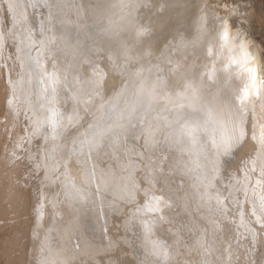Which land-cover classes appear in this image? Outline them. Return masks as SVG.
Listing matches in <instances>:
<instances>
[{"label": "rangeland", "instance_id": "rangeland-1", "mask_svg": "<svg viewBox=\"0 0 264 264\" xmlns=\"http://www.w3.org/2000/svg\"><path fill=\"white\" fill-rule=\"evenodd\" d=\"M16 1L18 10H22H20V14L23 17L20 18H24L23 22L10 9L8 0H0V186L3 185V182L6 183L8 178L10 179L8 177L10 173L18 172L16 175L20 180H16V182L11 180L10 185L16 183L22 192V197L18 200L20 202L17 206L18 210L16 209L17 203L14 200L9 201V203L3 202L4 200L0 201V264L35 263L33 261L36 256L35 249L41 241L38 233L43 232V237L47 235L45 220H43L46 214L43 195L49 197L47 200L49 217L53 213L50 199L53 197L52 194L56 195V192L58 193L54 180L55 175L58 174L59 177V173L67 174L68 167L72 168L74 165L73 157L78 159V164L89 177L88 184L84 185L87 189H85L86 193L89 191L88 188H93L91 186L92 175L94 176L95 172L101 175L99 176L100 180H98L99 185L97 186L95 182L94 187H96V192L100 189L101 195L104 197L99 196L97 192L99 200L96 201L100 203L99 210L103 209L104 206L106 210L110 208V220L106 221L107 231H105L108 244L103 247L105 245L102 243L101 248L96 247L94 249L97 256L104 253L102 259L108 257L107 259L113 264H126V262L127 264H153L154 261L155 264H174L177 260L180 261V264H184L182 260H179L182 257V252L194 250L198 246L197 241L201 239L203 234L199 231H189V228L195 227V225L189 221L188 215L181 206L179 197L183 195V191L177 192V196L175 194L172 197L176 203L173 208L168 209L166 212L167 216L168 214L171 216H168L170 223L157 230V235L170 246V259L167 262L162 257H154L150 248L146 246L142 226L137 220L133 219L127 229L124 226L125 221L135 213L136 205L126 203L120 199L118 192L123 193L126 191L131 187L134 180H139L140 185L144 186L145 169L143 161H140L138 157L126 154L120 145H134L136 151H144L142 147L144 141L141 137V120L138 118L133 121L131 128L126 131L120 130L119 127L115 126L114 118L109 119L103 114L98 98H95V103H90L91 98H88V94H84V99L81 101L82 98L79 93L78 98L71 99L73 93L71 92L70 76L67 81L64 80L66 83L58 85L59 88H62V91L64 89L69 94L68 99L70 101L68 100V105L70 104V107H72V109H68L67 103L64 102L67 110L64 111V114L67 113L66 120H64V117L62 119L58 112L57 117L58 119L60 117L61 120H58L54 113L53 116L56 120L52 119V113L48 115L45 112L46 110H43L42 113L40 109H37L36 106L39 100L37 98V87L39 86L42 89V83L33 80L35 92L28 87L27 92L24 91L26 86L23 79L24 77L27 78V84L31 85L32 75L31 70L28 73L24 72L21 65L24 63L27 67H30L28 57L29 55L36 56L37 52L30 49L29 54H27L26 49L23 46L21 47V40L19 39L28 38L27 32L38 28L41 16H38L40 14L36 15V12L46 15L47 10L37 8L32 12L27 5L25 8L22 0ZM50 2L55 3V0H50ZM123 2L124 0H77V3L82 6L79 19L80 31L77 32L73 28L66 39L72 44L80 41L84 50H88L93 46L100 47L103 49L102 57L112 56L121 65L131 58L130 67L133 69L143 67L145 72L152 65L160 63L162 53L170 57L174 64L178 62L182 68L195 66V69L199 71L213 62V57L208 54V50L219 46L218 32L222 21L227 20L232 32L238 34L237 43L240 39H243L248 44L252 54H258L259 66L264 75V0H130L129 7L122 8ZM34 15L38 20L33 18ZM121 17L124 19H121ZM70 19L75 20V15L70 14ZM109 20L114 21L115 24L110 26ZM26 22L32 27H28ZM16 23H20L23 27L24 32L22 34ZM141 29L146 30V34L143 36L138 35ZM37 36H39L38 31ZM178 45L182 46L178 47ZM20 59L23 61L20 62ZM44 59L47 60L48 69L52 70L54 63L64 65L72 57H65L62 52L54 50L52 54ZM167 66L166 63L161 64V67L165 69H167ZM35 69H33L34 72ZM37 70L39 69L37 68ZM113 75L115 77L114 82L110 87L107 86L106 96L112 95L113 85L118 86L120 84V75L118 73ZM153 75H155V72H153ZM21 81L22 84H20ZM44 81L48 87V81L44 79L43 83ZM49 92L52 93L50 96L51 101H49L51 106L53 105L52 108H49V111H51L55 108L54 105L57 104L56 100L59 97H55L56 92L52 87ZM24 95L28 97L25 99ZM43 98L46 97L43 95ZM9 100H12V105L8 103ZM29 100L33 110L27 108ZM75 107L77 108L75 109ZM74 110H77V112L73 113ZM71 113L74 114L73 118H71V115L68 116ZM82 113H85L84 116ZM249 114L248 116L251 118L248 117L247 127L248 131L252 133L254 115L251 112ZM39 117L43 118V123H40L41 119L39 120ZM77 117L80 120L77 121ZM49 118L50 121H48ZM57 120L62 124V128L55 127L54 130H51V126H54ZM56 129H58L57 132ZM100 130L102 134H100ZM53 131L56 133L55 135ZM107 131L110 134H107L109 133ZM97 134L102 136L101 140ZM104 134H106V137ZM47 136H49V141ZM86 136L89 137V140L97 136L96 140L99 141H97L95 148L90 150L92 151V157H87V152L82 151L80 145L86 143ZM116 136L119 143H117ZM60 144L62 146L58 147ZM44 149L46 152H50L49 155L53 164L57 165V162L61 161V166L57 167L59 172L56 171L51 160L48 161L49 156L46 161L43 159ZM63 150L66 152L64 153ZM137 164L140 167H137ZM224 174H227V171ZM93 179L95 180V178ZM218 181L219 185L221 181ZM220 185L222 186V183ZM110 190H113L112 202L110 195H107ZM104 192L105 194H103ZM100 198H102V201ZM142 199L143 197L140 198L139 203H143ZM110 205L117 210L114 211ZM95 206L94 202L93 207ZM200 223L203 225V222ZM229 225L231 224H228V227L226 226V233L232 231V227ZM120 226L121 243L118 240L119 233H116V229ZM176 234L179 236H176ZM208 237L207 249L209 251L205 247H202V250H205L207 257H209L206 260L209 262L212 260L210 264H248V261H251L250 264H255L253 255L251 256V252L248 250L249 246L247 243H243V239L242 242H238L239 244L233 242V245L238 244L237 246L240 248L243 246V250L236 246L233 255L229 253L226 259H222L221 251L218 248L215 249L219 241L215 242L216 238L213 239L210 233ZM241 237L243 238V236ZM46 239L47 236L44 241ZM235 241L238 240L235 239ZM257 245L260 248L264 244ZM118 248H122L121 253H119L120 249ZM41 251L42 249H39V253ZM98 251L99 253H97ZM117 253L119 256L123 254L121 256H124L123 261L117 257ZM40 255L42 254L40 253ZM186 255L189 256V253ZM48 256L46 254V258ZM230 256L233 257V260ZM191 264L196 263L192 262Z\"/></svg>", "mask_w": 264, "mask_h": 264}, {"label": "snow or ice", "instance_id": "snow-or-ice-1", "mask_svg": "<svg viewBox=\"0 0 264 264\" xmlns=\"http://www.w3.org/2000/svg\"><path fill=\"white\" fill-rule=\"evenodd\" d=\"M129 5L130 0H124L121 7ZM32 6L47 10L46 15L41 13L38 28L28 32L27 42L37 52L28 60L42 78L55 86L61 77L67 81L71 76L78 91L91 97L90 103L99 98L103 114L114 118L122 130L130 129L138 118L142 122L144 151L120 145L126 154L143 161L145 169L143 187L134 180L130 188L118 192L120 199L136 205L125 228L137 220L146 246L167 262L170 246L157 230L170 223L166 212L175 205L172 197L183 191L181 206L195 225L189 231L203 234L198 246L205 247L208 234L214 239L228 224L235 225L238 235L251 244H264V75L248 44L243 39L237 43L238 34L232 32L229 21L221 23L219 46L208 50L211 64L199 71L195 66L182 68L162 53L160 63L145 72L143 67H130L131 58L121 65L109 56L105 66L102 48L84 50L80 41L72 44L66 39L73 28L80 31L82 6L77 0H32ZM70 14L76 19H70ZM114 24L109 20L110 26ZM145 34V29L138 32ZM54 50L72 59L64 65L54 63L49 70L44 58ZM164 63L167 69L161 67ZM116 73L120 84L113 85L112 95L106 96L109 76ZM233 77L242 80L240 87H231ZM250 112L257 116L251 134L247 127ZM233 157L234 165L230 163ZM226 167L232 171L223 184ZM141 197L143 203H139Z\"/></svg>", "mask_w": 264, "mask_h": 264}, {"label": "bare ground", "instance_id": "bare-ground-1", "mask_svg": "<svg viewBox=\"0 0 264 264\" xmlns=\"http://www.w3.org/2000/svg\"><path fill=\"white\" fill-rule=\"evenodd\" d=\"M24 5H25V8H26V5L28 6L29 10H31L32 12L35 11V9L37 8H34L32 6V0H22ZM8 4L10 5V9H12L14 11V13L17 14V17H23L21 14H20V10H18V7H17V1L16 0H8ZM28 10V11H29ZM22 11V10H21ZM25 13V12H24ZM31 13V12H29ZM37 14H40L38 16H41V13L39 12H36V15ZM15 15V14H14ZM30 15V14H29ZM28 15V16H29ZM26 18V17H25ZM34 19H37L36 16L34 15L33 16ZM21 21L24 19V18H20ZM18 20V19H17ZM27 20V19H25ZM31 17H30V21H31ZM38 20V19H37ZM40 20V19H39ZM24 21V20H23ZM22 21V22H23ZM16 22H19V21H16ZM27 23V22H26ZM28 25V23L26 24ZM24 24V26H26ZM16 26H19L20 27V31H21V34L24 32L23 27H21L20 23H16ZM18 27V28H19ZM28 27H32L30 25H28ZM34 27V26H33ZM35 29V28H34ZM28 30V29H26ZM18 34V33H17ZM16 34V35H17ZM28 34V32H27ZM18 36V35H17ZM21 40L20 41V45L21 47L23 46L25 49H26V52L27 54H29L30 52V48L27 46V42H28V38L27 37H24V39H19ZM195 45V44H194ZM19 54V53H18ZM254 56H256L257 58V63L259 65V56L257 53L254 54ZM104 57V58H103ZM103 60H104V64L105 65H108V58L106 56H103ZM23 59V58H22ZM23 60L20 59V62H22ZM22 69L24 72H29V70H31V79H32V82H31V85L30 84H27L26 82V79L24 77L23 81L25 80V90L27 92L28 88H31L33 89L32 91L35 92V88L33 86V80L34 81H38L40 83H42V89L38 86L37 87V98L39 99L38 100V105L36 106L37 109H40L43 113V110H46L45 112L49 115V113H52V119L56 120L55 119V116L56 118L58 119L57 117V112L58 114L60 115V117L62 116V119L64 117V120H66L65 118L67 117L65 113L64 114V111L66 110L65 108V104L64 102L67 103V106H68V109H72V107H70V104L68 105V98H69V94L63 89V91L61 90L62 88H59L58 85H62L63 83H66L63 79V77L60 78V80L57 81V83L55 84V86H53L50 82H48V87L47 85L45 84L46 82L44 81L43 83V80L44 78H42L41 76V73H38L39 70H37V67L30 62V67H27L24 63H22ZM35 69V72L33 71V69ZM263 72H261L262 74ZM263 75V74H262ZM114 75H110L109 76V80L107 82V86L110 87V85H112V83L114 82ZM30 79V81H31ZM69 80H70V84H71V92L73 93L72 94V98H78L79 97V91H78V86L76 84L75 81H73V78L70 76L69 77ZM29 83V82H28ZM20 84H22V82H20ZM30 85V86H29ZM242 85V80L236 78V77H233L232 78V81H231V87H240ZM22 86V85H21ZM28 87V88H27ZM51 87L54 89V91L56 92V95L55 97L59 99H57V104L54 105L55 106V111H53L51 109V111H49V108L51 106V103L49 101L50 100V96L52 93L49 92V89L51 90ZM59 88V89H58ZM39 89H41L39 91ZM31 91V92H32ZM53 91V90H52ZM229 91L228 88L225 89V94H227ZM54 92V93H55ZM81 94V101H83L84 99V93H80ZM27 95H29V93H27ZM27 95H24L25 99L26 97H28ZM43 95L46 97L45 99L43 98ZM30 96V95H29ZM54 97V96H53ZM88 98H91L90 96ZM87 98V99H88ZM44 99V100H43ZM86 99V101H87ZM99 99V98H98ZM65 100V101H63ZM70 101V100H69ZM25 102V101H24ZM43 102H44V105H43ZM32 103V101H31ZM79 105V103H77ZM32 104H30V100L27 102V108L28 110H33V107H31ZM34 106V105H33ZM70 107V108H69ZM79 107V106H78ZM81 107V106H80ZM44 108V109H43ZM77 107H75L76 109ZM35 109V108H34ZM39 110V112H40ZM78 110V109H77ZM77 110L75 112H77ZM67 111V110H66ZM73 111V110H72ZM44 112V113H45ZM70 112V111H69ZM53 113L55 116H53ZM73 113L69 114L68 116H72L71 118H73ZM83 114V113H82ZM85 114V113H84ZM83 114V116H84ZM252 114V113H251ZM35 115V114H33ZM45 115V114H44ZM64 115V116H63ZM250 115V114H249ZM254 123L255 121L257 120V116L256 114H254ZM66 116V117H65ZM79 116V115H78ZM50 117V116H48ZM59 117V119H60ZM76 117V116H75ZM249 117V116H248ZM247 117V121L249 120ZM51 118V117H50ZM50 118L48 121H50ZM69 118V117H68ZM67 118V119H68ZM78 118V117H77ZM251 118V117H249ZM41 118L39 117V120ZM44 119H46L44 117ZM58 119V120H59ZM84 119V118H82ZM33 120H36V119H33ZM57 120V123H55L54 126H51V130H54L55 127H60L62 128V124L59 123ZM61 120V119H60ZM80 120L79 118L77 119V121ZM69 121V119H68ZM106 121V120H105ZM113 121V120H112ZM63 122V121H62ZM65 122V121H64ZM70 122H72L70 120ZM81 122V121H80ZM249 122V121H248ZM40 123H43V118L40 120ZM252 123V122H251ZM250 123V124H251ZM43 125V124H42ZM249 125V124H248ZM37 127V126H36ZM110 127V126H109ZM108 127V128H109ZM38 128V127H37ZM43 128V127H42ZM250 128V127H249ZM251 129V128H250ZM109 130V129H108ZM121 130V129H120ZM38 131V130H37ZM58 131V129H56V132ZM61 131V130H60ZM101 131V130H100ZM43 132V131H41ZM54 132V131H53ZM105 132V131H104ZM109 132V131H107ZM111 132V130H110ZM107 133V134H110ZM250 133V132H249ZM40 134V133H39ZM56 133L54 132V135ZM100 134H102V131L100 132ZM251 134V133H250ZM105 137H106V134H104ZM50 136V135H49ZM49 136H47V140L49 141ZM97 136L100 138V140L102 139V136L101 135H98ZM96 136V138H97ZM108 136V135H107ZM53 137V135H52ZM104 137V138H105ZM117 137V136H116ZM95 137H93L91 140H89V137L86 136V143H84L83 145L80 144L82 146V151L84 152H87V157H92V151H90L91 149L95 148V145L97 144V141ZM52 140V139H51ZM55 141V140H54ZM57 141V140H56ZM104 141V140H103ZM106 141V140H105ZM58 142V141H57ZM99 142V141H98ZM49 143V142H48ZM53 143V142H52ZM55 143V142H54ZM109 143V142H108ZM59 144V143H58ZM57 144V145H58ZM56 145V146H57ZM62 145L60 144L58 147H61ZM77 146V144H76ZM43 151V150H42ZM64 153L66 152L65 150H63ZM81 152V151H80ZM101 152V151H99ZM98 152V153H99ZM50 153V152H49ZM48 152H46V150L44 149V154H43V159L46 161L48 156H49V162L51 160V157L49 155ZM101 154V153H100ZM99 154V155H100ZM66 155V154H65ZM97 157V156H96ZM99 157V156H98ZM76 157H73V162H74V165L72 168L68 167V172L67 174L65 173L64 175L62 173H59V177H58V174L55 175V182H56V185H57V190H58V193L56 192V195H53L52 196V199H50V204L52 205L53 207V213H51L48 217V213H47V200L49 197H47V195H43V202H44V205H45V212L47 214V217H46V214H45V217L43 220H45V225H46V230H47V239L46 241H44V238L43 237V232H40L38 233V235H40V242H39V245L37 246V248L35 249V258L33 261H35L34 264H113L112 262H110L107 258L108 257H105L102 259V257L104 256V253L102 254L101 252V256H97L95 253H94V249L96 247L98 248H101V244L103 243L105 246L103 247H106L107 244H108V241L106 240L107 235L105 233V229H107V223L106 221L109 219V213H110V208L108 210H106V207L104 206L103 209L99 210V207H100V203H98L96 200H99L98 198V193H99V196H102L104 197L103 195H101V191L99 189V187H97V189H99V191L96 192V187H94V183L96 182L97 183V186L99 185V181L100 178L99 176L101 175H98V173H94V176L92 175V180L91 181V186L93 188H88L89 189V193L87 194L86 193V188H85V184L87 185L88 182V176L87 174L84 172L83 168L78 164V159H74ZM234 158V157H233ZM231 158V159H233ZM72 159V158H71ZM97 160V159H96ZM54 161V160H53ZM58 161V160H57ZM72 162V163H73ZM51 163H52V160H51ZM55 163V162H54ZM60 163V165H58ZM101 163V162H100ZM236 163V162H235ZM234 163V164H235ZM53 164V163H52ZM69 164V163H68ZM71 164V162H70ZM233 164V165H234ZM46 165V164H45ZM129 165V164H128ZM1 166V165H0ZM54 168L56 169L57 172H59V170H57L58 166H61V161L57 162V165L56 164H53ZM70 166V165H69ZM96 167V166H95ZM53 168V170H54ZM61 168V167H59ZM98 168V167H97ZM67 169V168H66ZM1 170V169H0ZM61 170V169H60ZM96 170V169H95ZM7 171V170H6ZM17 171V170H16ZM227 171V174H224L225 172ZM231 169L230 168H225V171H223V177H222V181H223V184H226L228 182V177L229 175L231 174ZM64 172V171H63ZM101 172V171H100ZM111 172V171H110ZM18 172H14L13 174L10 173V175L8 177H10V179L8 178L7 179V182H3V185L0 186V201L2 202V200H4L3 202H8L11 201V200H14L16 203V209H17V206L20 202H18V200L22 197V192L20 191V188L19 186H17V184H13V185H10L11 183V180H20L18 178V176L16 175ZM55 174V173H54ZM144 174V173H143ZM6 175V174H5ZM109 175V174H108ZM91 176V175H90ZM58 177V178H57ZM95 178V180L93 179ZM99 178V179H98ZM20 182V181H19ZM219 182V181H218ZM107 183V182H106ZM116 183V182H115ZM222 182H220L221 184ZM103 184V183H102ZM219 184V185H220ZM109 185V184H108ZM143 186V185H142ZM86 189V190H85ZM94 192V193H93ZM93 193V194H91ZM105 194V192L103 193ZM94 195V196H93ZM107 195L111 198V202H112V199H113V190H110L109 191V194L107 192ZM177 196V194H176ZM95 197V198H94ZM100 200L102 201V198H100ZM143 200V199H142ZM96 204L95 207H93V204ZM121 202V201H120ZM176 203V202H175ZM6 204V203H5ZM1 206V205H0ZM18 210V209H17ZM17 212V211H16ZM181 212V211H180ZM171 215H172V212L170 211ZM174 213V212H173ZM169 216V214H168ZM171 217V216H169ZM173 218V217H172ZM42 220V221H43ZM110 220V219H109ZM170 220V219H169ZM175 220V219H174ZM230 227H232V231L231 232H228L226 233V229L220 233L217 234V237H215V242L219 241L218 245H216L215 249L218 248L221 254V258L222 259H226L227 257V254L229 255H233V250H236V246L242 242L241 240L243 239V243H247V245L249 246V249L250 252H251V256L253 255V261H255V264H262V261H264V245H261L260 248H258L259 245H253L251 244L250 240L249 239H246V238H242L241 236L238 235V230L236 228L235 225H229ZM102 227V229H101ZM228 227V226H227ZM229 229V228H228ZM162 230V229H161ZM164 230V229H163ZM178 230V229H177ZM176 230V231H177ZM111 232V231H110ZM119 233V239L120 240V243H121V240H122V236H121V226L120 228H117L116 229V233ZM165 232V231H164ZM195 233V232H194ZM198 233V232H197ZM196 233V234H197ZM181 234V233H180ZM165 235V234H164ZM209 235V234H208ZM219 235V236H218ZM176 236H179L176 234ZM195 236V234H194ZM197 236V235H196ZM203 236V235H202ZM39 237V236H38ZM181 237V236H180ZM212 237V236H211ZM176 238V237H175ZM202 238V237H201ZM209 237H207L208 239ZM172 239V238H171ZM184 239V238H183ZM235 239H237L239 241H235ZM245 239V240H244ZM211 241V240H210ZM169 242V241H168ZM173 242V240H172ZM207 240H206V246L205 248L207 249ZM233 242H237L238 244L237 245H233ZM182 243V241H181ZM172 244V243H171ZM176 244V243H175ZM242 244V243H241ZM141 247V246H140ZM239 246H237L238 248ZM243 246H241V248L239 247V249H242ZM108 248V247H107ZM106 248V249H107ZM143 248V247H142ZM192 248V247H191ZM209 248V247H208ZM39 249L42 251L40 252L42 255H40L39 253ZM104 249V248H102ZM120 249V248H118ZM122 249V248H121ZM119 250V253H121L120 251L122 250ZM213 249V248H212ZM244 249V248H243ZM242 249V250H243ZM101 250V249H100ZM170 250V248H169ZM182 250V249H181ZM208 250V249H207ZM103 251V250H101ZM209 251V250H208ZM211 251V250H210ZM215 251V250H213ZM238 251V250H237ZM245 251V250H244ZM170 252V251H169ZM172 252V251H171ZM232 252V254H231ZM240 252V251H239ZM99 253V251L97 252ZM116 253V252H115ZM125 253V252H124ZM180 253V252H179ZM189 253V256L186 255ZM213 253V252H211ZM217 253V252H216ZM219 253V252H218ZM235 253V252H234ZM247 253V252H246ZM46 254H48L49 256L46 258ZM174 254V253H173ZM241 254V253H240ZM99 255V254H98ZM114 255V254H113ZM118 255V253H117ZM123 255V254H122ZM121 255V256H122ZM182 257L179 259V260H182V263L184 264H191L192 262H195L196 264H202V259L206 260V258L208 259L209 257H207V253L205 252V250H202V247L200 246H196L194 250L190 251L189 250L187 251H184L182 252ZM213 255V254H212ZM236 255L238 256V254L236 253ZM121 256H117L121 261H123V257ZM235 256V255H234ZM235 256V257H237ZM248 256V255H247ZM116 257V256H115ZM155 257V256H154ZM231 257V256H230ZM250 257V256H249ZM174 258V257H173ZM232 260H233V257H231ZM229 258V259H231ZM159 259V258H158ZM235 259V258H234ZM231 260V261H232ZM248 260V259H247ZM120 261V262H121ZM151 261H153L151 259ZM212 260H210L209 264L211 263ZM223 261V260H222ZM226 261V260H225ZM252 261V262H253ZM129 262V261H128ZM178 262V260H177ZM176 262V263H177ZM180 262V261H179ZM178 262V264H180ZM218 262V261H217ZM250 264L251 261H248ZM174 263V264H176ZM235 263V262H234ZM245 263V262H244ZM254 263V262H253ZM121 264V263H119ZM124 264V263H123ZM127 264V262H126ZM139 264V263H138ZM142 264V263H140ZM247 264V263H246Z\"/></svg>", "mask_w": 264, "mask_h": 264}, {"label": "clouds", "instance_id": "clouds-1", "mask_svg": "<svg viewBox=\"0 0 264 264\" xmlns=\"http://www.w3.org/2000/svg\"><path fill=\"white\" fill-rule=\"evenodd\" d=\"M236 162V157H234L233 159H231L230 163L234 164Z\"/></svg>", "mask_w": 264, "mask_h": 264}]
</instances>
